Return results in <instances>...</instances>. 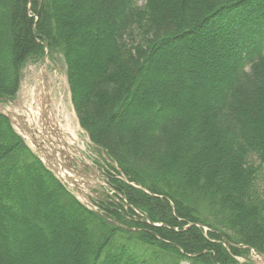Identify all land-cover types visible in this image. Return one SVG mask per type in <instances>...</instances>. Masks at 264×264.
Returning <instances> with one entry per match:
<instances>
[{
	"label": "trees",
	"instance_id": "16d2710c",
	"mask_svg": "<svg viewBox=\"0 0 264 264\" xmlns=\"http://www.w3.org/2000/svg\"><path fill=\"white\" fill-rule=\"evenodd\" d=\"M45 44L112 194L84 205L0 113V264L264 253V0H0L1 102Z\"/></svg>",
	"mask_w": 264,
	"mask_h": 264
},
{
	"label": "rangeland",
	"instance_id": "374dc122",
	"mask_svg": "<svg viewBox=\"0 0 264 264\" xmlns=\"http://www.w3.org/2000/svg\"><path fill=\"white\" fill-rule=\"evenodd\" d=\"M64 1H66L67 3L71 2V0ZM184 67L185 71L189 72V70H192L193 65H185ZM42 73H44L45 75L44 78L42 77ZM42 79H44L47 83L48 95L50 96L51 100V112L55 116L56 114L58 115L57 123L62 130L61 132L55 130V132H59L60 135L57 133L59 137H63L65 141L71 144V148L75 151L74 156L82 157L85 163H88L91 166L95 167L100 173L102 172V175H104V168L107 159L104 153L101 150L97 149V147H95V145L91 143L84 130L79 126L76 113L71 103L70 91L66 80V67L61 55H59L58 53L55 54L52 58H48L45 64L43 63V60L38 62L30 61L26 63L22 70L21 88L19 91V98L16 101L17 104H13L11 107H13L17 111L24 109V107L32 109L31 104L34 101L36 90H41ZM201 89L202 86L198 90L200 91ZM39 98L40 97H38V102H41L42 96L41 101L39 100ZM34 110L33 112H37V110ZM26 141L28 143V140ZM72 143L74 145H72ZM28 144L31 146L30 143ZM88 185L89 183L87 181L85 185L81 184V188H83L81 192L83 193V195L90 194L89 192H87L88 194H85L86 190H88ZM257 188L260 194L263 195V174H260V176H258L257 178ZM86 197L87 196L81 198L86 201H92L91 195L90 198ZM68 237L69 239L72 238L71 235H69ZM239 261L242 262L243 258H240ZM247 263L258 264V262H256L253 258L247 259Z\"/></svg>",
	"mask_w": 264,
	"mask_h": 264
},
{
	"label": "water",
	"instance_id": "95a60500",
	"mask_svg": "<svg viewBox=\"0 0 264 264\" xmlns=\"http://www.w3.org/2000/svg\"><path fill=\"white\" fill-rule=\"evenodd\" d=\"M0 112L3 113L14 125H16L19 128V130H20V132L22 134L30 135V133H29L30 128L27 126V123H26L25 118L23 117V115H18L17 113L6 109L2 104H0ZM14 117L16 118V120L14 119ZM33 144L37 147V144H36L35 140H33ZM35 152H37V154H39L43 158V160L45 162L49 161V157L48 156H44L42 153H40V150L38 148H35ZM52 160L54 161L55 164H61V168L65 167L66 170L72 172V170L67 165H64L63 163H61L62 161H61V159H60V157L58 155L53 154L52 155ZM45 165L48 168H50V170L56 175V177L60 181L69 184L68 181H70V178L65 173H64V177H62L58 173L57 168L53 169L49 165V163L48 164L45 163ZM249 249H250L251 252H254L253 248L249 247ZM259 258L264 261V254L260 253V252H257V254L255 255V259L259 260Z\"/></svg>",
	"mask_w": 264,
	"mask_h": 264
},
{
	"label": "bare ground",
	"instance_id": "6f19581e",
	"mask_svg": "<svg viewBox=\"0 0 264 264\" xmlns=\"http://www.w3.org/2000/svg\"><path fill=\"white\" fill-rule=\"evenodd\" d=\"M45 48H46V46H45ZM31 116H32L33 120H27V122H31V124H33L36 128H39L42 131L44 129V127L46 126V123L48 121V116H47V112L45 111V106H44L41 114H39L36 111L33 112V110H31ZM14 119L16 120L15 117H14ZM40 132H37L33 129H30V131H29L30 135H34V136L36 135L39 138L38 140H42L41 137H39Z\"/></svg>",
	"mask_w": 264,
	"mask_h": 264
}]
</instances>
